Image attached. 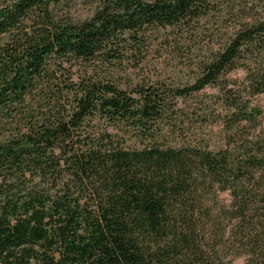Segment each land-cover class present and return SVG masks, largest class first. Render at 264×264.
Listing matches in <instances>:
<instances>
[{
    "label": "trees",
    "instance_id": "16d2710c",
    "mask_svg": "<svg viewBox=\"0 0 264 264\" xmlns=\"http://www.w3.org/2000/svg\"><path fill=\"white\" fill-rule=\"evenodd\" d=\"M261 96L264 0H0V264H264Z\"/></svg>",
    "mask_w": 264,
    "mask_h": 264
},
{
    "label": "rangeland",
    "instance_id": "374dc122",
    "mask_svg": "<svg viewBox=\"0 0 264 264\" xmlns=\"http://www.w3.org/2000/svg\"><path fill=\"white\" fill-rule=\"evenodd\" d=\"M243 77V72L242 71H235L229 74V78L232 79H241ZM182 78H186L185 76ZM184 80V79H182ZM215 93V89H207L206 94L207 95H212ZM260 102L264 103V96L260 97ZM206 130H208L207 136L211 138V144H216L218 139L220 138V127L218 125H212L208 127ZM220 198L227 203L229 200L228 194L227 193H222L220 195ZM243 263V258H232V264H242Z\"/></svg>",
    "mask_w": 264,
    "mask_h": 264
}]
</instances>
